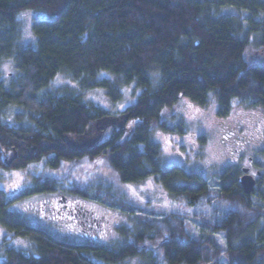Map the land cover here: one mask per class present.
<instances>
[{"label":"trees","instance_id":"1","mask_svg":"<svg viewBox=\"0 0 264 264\" xmlns=\"http://www.w3.org/2000/svg\"><path fill=\"white\" fill-rule=\"evenodd\" d=\"M227 8L238 15H223ZM24 12L37 15L30 23L34 42L21 46ZM250 36L259 49L252 60L245 57ZM5 62L16 72L7 80L1 78ZM59 77L67 80L64 87L56 85ZM131 85L135 101L122 120L111 116L125 128L111 126L84 152L70 149L67 137H79L109 116L88 95L103 90L111 103H121ZM182 97L200 107L214 98L221 118L234 100L264 109V0H0V170L42 166L24 196L60 189L90 196L133 215L138 225L135 232L123 229V244L112 249L68 243L31 227L3 204L0 191V225L33 247L25 254L2 243L0 264H118L138 257L147 264H264V203L244 195L234 169L222 171L214 190L202 174L162 165L152 127L183 134L182 124L172 128L162 120ZM98 159L121 183L152 177L172 198L207 206L211 218L156 219L78 187L81 166Z\"/></svg>","mask_w":264,"mask_h":264},{"label":"rangeland","instance_id":"2","mask_svg":"<svg viewBox=\"0 0 264 264\" xmlns=\"http://www.w3.org/2000/svg\"><path fill=\"white\" fill-rule=\"evenodd\" d=\"M34 13L24 12L22 14L27 15L20 16L21 35L19 44L21 46L34 42L30 30L31 20L37 15ZM221 13L223 15H238L234 9L228 8L222 10ZM250 39L251 45L245 54L248 60H252L251 58L255 51L259 50L254 47L256 38L250 36ZM15 75L13 64L5 62L1 69V78L7 80ZM65 83H67V80L64 77H59L56 80L58 87H64ZM133 88V85H131L123 90L124 100L121 103H111L103 90L88 96L94 103L109 112V116L106 119L112 120L113 117H117V119L122 120L125 115V109L135 101ZM233 102L228 116L221 118L217 115V104L214 98L210 99V103L207 106L200 107L189 99L182 97L172 108L164 110L162 120L172 128L182 124L184 133L180 134L175 131L163 132L154 126L152 127L151 139L160 147L164 168L179 166L183 167L187 172L202 174L208 179L210 186L214 190L217 186L218 176L227 168H232L237 173H240L242 168H251L252 175L259 171V177L253 175L259 184L256 187V195H251L253 196L251 200L257 203H264V109L250 108L235 100ZM121 125L120 127L125 128L126 123L122 121ZM111 126L113 125L106 127L101 132H97V136L102 135V138H104ZM116 126L118 127L119 125L116 123ZM240 150L244 151L240 152ZM250 158L252 160H249ZM9 162L11 163V160ZM80 170L81 172L75 176L78 187L83 189L92 188L94 192H100L103 197L106 196L109 200L138 207L146 210V212H153L156 219H161L166 214H179L185 216L187 222L191 220L198 223L201 219H210L212 216L213 212L204 204L188 206L185 200L172 198L152 177L138 184L121 183L116 172L110 168L105 160L98 159L88 165L84 164ZM43 171L42 166L20 171L0 170V188L9 196L22 195L13 208L18 210L19 214L30 222L35 224L40 222V225L51 230L53 234L78 244L102 245L110 249L123 244L124 239L121 235L123 229L129 228L134 232L137 230L138 225L133 221V215L130 216L127 212L110 208L102 200L94 198V200H82V202L90 212L95 211L98 215H106L116 225L114 230L107 234H104L106 232L105 227H103L104 233L95 228L96 235L88 236L87 232L81 228L79 230L76 228L63 230L57 227L56 224L41 221L38 218L40 215L38 212L39 205L47 197L45 195L24 196V193L27 192L26 183H30L32 177L39 175ZM180 185H183V183H180ZM69 188H72V186L66 184V189ZM59 191H62L60 193L64 196L70 194L62 189ZM30 205L39 207L38 211L33 206L30 207ZM232 208L238 209V206L234 205ZM219 210L224 213L227 209L219 206ZM192 231L194 235L198 234V229L195 226ZM89 232L91 233L92 230L90 229ZM7 237H10V240L12 239L10 233L0 225V245ZM218 238L219 243L223 245L224 238L222 236ZM11 246L25 254L31 252L33 248L32 243L24 238H15ZM147 263V261L138 257L126 259L118 264ZM221 264H225V262L222 260Z\"/></svg>","mask_w":264,"mask_h":264},{"label":"flooded vegetation","instance_id":"3","mask_svg":"<svg viewBox=\"0 0 264 264\" xmlns=\"http://www.w3.org/2000/svg\"><path fill=\"white\" fill-rule=\"evenodd\" d=\"M244 150H240V152H243ZM249 160H252L250 158ZM242 171L240 173H236V181L238 185L240 186L238 182V178L241 177L244 174H248L253 177L251 168H242ZM246 170V172H244ZM251 172V173H250ZM257 177L260 176V172L257 171L255 173ZM254 178V177H253ZM256 184H255V190L254 195H256V187L259 184L258 181L254 178ZM241 189V187H240ZM242 190V189H241ZM1 192H4L6 203L10 204L11 211L17 213L20 217L24 218L31 227L35 229H39L43 232L48 233L49 235H52L54 237H57L58 240L65 241L68 243H76L71 240L61 238L51 232V230L45 228L44 226L40 225V222L35 224L33 222H30L28 219H26L24 216H21L18 212V210H14V205L18 203V200L21 198V194L9 196L3 189L0 188ZM62 191H54L52 193H46V194H35L33 196H43L47 197L39 207H34L33 205H30V207H34L35 210L38 211L39 208V217L41 221H48V223L56 224L57 227L61 229H73L76 228L79 230L81 228L83 231L87 232L88 236H94L96 235L95 228H97L100 232L104 231L105 227V233L107 234L110 231L114 230L116 225L110 221V218H108L106 215H98L95 211L90 212L88 208L85 207V204L82 202V200H94L93 198H82L77 195L68 194L67 196L62 195L60 193ZM92 210V209H91ZM37 212V213H38ZM61 229H58L59 231ZM92 230L90 233L89 230ZM6 230V229H5ZM7 231V230H6ZM62 231V230H61ZM8 232V231H7ZM54 232V231H53ZM10 236L12 239L10 240V237H7L3 240V243H7V248H12L16 251H20L14 248V246H11L13 240L15 238H21V237H15L13 234L10 233ZM101 237V236H100ZM26 239V238H24ZM78 244V243H77ZM89 244V243H88ZM22 252V251H20ZM24 253V252H22Z\"/></svg>","mask_w":264,"mask_h":264},{"label":"water","instance_id":"4","mask_svg":"<svg viewBox=\"0 0 264 264\" xmlns=\"http://www.w3.org/2000/svg\"><path fill=\"white\" fill-rule=\"evenodd\" d=\"M108 120H109V119L103 118V119H100V120H98V121H95L93 124H94V125H100V123L107 122ZM110 120H111V119H110ZM112 120H113L112 125H114V124L117 123V122H116V121H117L116 119L113 118ZM106 127H107V126H106ZM106 127L101 126V127L99 128V131H98V132H101V131L104 130ZM95 137H96V138L93 139V140L91 141L90 144H88V145H86V146H83V147H81V146H73V145H70L69 142H65V143L68 145V147H70V149H72V150H74V151H76V152L81 153V152L86 151L87 149H90L92 146H94V144L99 140L100 136H97V134H96ZM67 138H68V137H67ZM66 141H67V140H66ZM85 147H87V148H85ZM7 166H9V164H8ZM244 172H246V170H244ZM238 182H239V184H240V187H241L242 192L244 193V195H248V196H250V195L254 192L256 182H255V180H254V178H253L252 176H250V175H248V174H244V175H242L241 177L238 178Z\"/></svg>","mask_w":264,"mask_h":264},{"label":"bare ground","instance_id":"5","mask_svg":"<svg viewBox=\"0 0 264 264\" xmlns=\"http://www.w3.org/2000/svg\"><path fill=\"white\" fill-rule=\"evenodd\" d=\"M112 123H113V120L109 119L107 122L100 123V125H94L93 124L91 127H89L86 130V132L83 135H80L79 137H76V138L72 137V139H70L71 137L68 139L66 138L65 140H67L66 142H69L70 145H73V146H81V147L86 146V145L90 144L91 141L95 138L96 133L99 131V128L101 126H104V127L107 126L108 127V126L112 125ZM117 124H122V121H118ZM5 201H6V199H5ZM5 201L3 202L4 205L7 204Z\"/></svg>","mask_w":264,"mask_h":264},{"label":"snow or ice","instance_id":"6","mask_svg":"<svg viewBox=\"0 0 264 264\" xmlns=\"http://www.w3.org/2000/svg\"><path fill=\"white\" fill-rule=\"evenodd\" d=\"M22 16H25V15H27V14H21ZM253 175H255V173H253ZM221 242H223V241H221Z\"/></svg>","mask_w":264,"mask_h":264}]
</instances>
